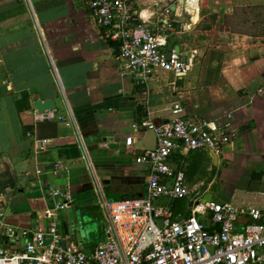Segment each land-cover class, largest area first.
Listing matches in <instances>:
<instances>
[{
	"label": "crops",
	"instance_id": "crops-1",
	"mask_svg": "<svg viewBox=\"0 0 264 264\" xmlns=\"http://www.w3.org/2000/svg\"><path fill=\"white\" fill-rule=\"evenodd\" d=\"M90 2L0 0V252H22L19 231L53 209L54 190L71 199L55 220L72 208L74 218L92 189L86 155L108 198L143 195L135 158L156 146L147 121L173 120L175 105L230 138L215 160L207 151L171 158L190 192L174 208L188 216L193 193L215 186L213 202L241 211L237 228L254 224L246 211L264 214V0H132L188 64L182 75L158 70L146 86L121 71ZM44 100L55 108L39 114L33 103Z\"/></svg>",
	"mask_w": 264,
	"mask_h": 264
},
{
	"label": "built area",
	"instance_id": "built-area-1",
	"mask_svg": "<svg viewBox=\"0 0 264 264\" xmlns=\"http://www.w3.org/2000/svg\"><path fill=\"white\" fill-rule=\"evenodd\" d=\"M90 9L103 37L119 46L121 71L137 85H148L158 70L175 75L186 72L185 59L165 49L164 24L135 16L132 0H91ZM165 12L171 14L169 9ZM179 113L175 105L173 120L159 127L147 121L156 146L135 158L145 178L146 191L141 197L109 200L87 155L83 157L91 169L90 181L102 217V242L84 251L61 234L56 212L71 199L67 192L54 190L51 196L58 202L53 209H46L34 228L19 231L25 239L22 252H0V264H264V214L260 211H246L254 224L237 228L241 211L227 203H202L204 192L196 191L188 216L174 212L173 204L190 192L185 174L171 165V158L194 151L217 154L230 138L199 118L185 120Z\"/></svg>",
	"mask_w": 264,
	"mask_h": 264
},
{
	"label": "rangeland",
	"instance_id": "rangeland-1",
	"mask_svg": "<svg viewBox=\"0 0 264 264\" xmlns=\"http://www.w3.org/2000/svg\"><path fill=\"white\" fill-rule=\"evenodd\" d=\"M57 180L55 179V182ZM85 202L84 206L77 207L79 209V217L81 219L82 232L76 231L75 226L79 224V219H74L72 217L73 208L63 210L59 212V217L56 218L55 222L59 229L65 233H70L71 240L79 244L80 248L84 251H89L92 249L96 243L102 242L104 240L103 234V223L102 217L96 202V197L93 190L90 189L84 192ZM109 200H117L116 198H108ZM179 202V201H178ZM177 202V203H178ZM72 211V212H71ZM178 207L175 206L174 212L180 213L181 215L186 214L187 210L180 212Z\"/></svg>",
	"mask_w": 264,
	"mask_h": 264
},
{
	"label": "water",
	"instance_id": "water-1",
	"mask_svg": "<svg viewBox=\"0 0 264 264\" xmlns=\"http://www.w3.org/2000/svg\"><path fill=\"white\" fill-rule=\"evenodd\" d=\"M33 108L36 110L37 113L39 114H43V113H46V112H50L52 110H54L55 108V104H54V101L53 100H44V101H35L33 103ZM214 160L217 159V157L215 156V154L213 153L212 154ZM107 183V182H106ZM215 189V186H213L208 193L204 194L203 198H202V203H206V202H210L212 200V193ZM146 191V186H144V193ZM142 194H138L136 196L134 195H130V196H121L119 199H124L126 197H141ZM74 219L78 218L79 219V224L75 226V230L76 231H81L82 232V226H80L82 223H81V219L79 217V211L75 212L74 214ZM84 234V232H82Z\"/></svg>",
	"mask_w": 264,
	"mask_h": 264
}]
</instances>
